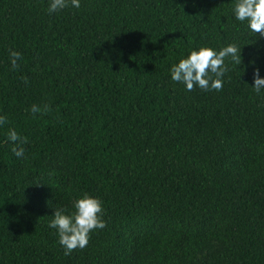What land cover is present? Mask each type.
Listing matches in <instances>:
<instances>
[{
  "label": "trees",
  "instance_id": "trees-1",
  "mask_svg": "<svg viewBox=\"0 0 264 264\" xmlns=\"http://www.w3.org/2000/svg\"><path fill=\"white\" fill-rule=\"evenodd\" d=\"M233 6L81 0L49 15L48 0H0V264H264V36ZM229 42L241 64L226 60L222 91L171 81L194 47ZM84 194L107 226L65 255L48 224Z\"/></svg>",
  "mask_w": 264,
  "mask_h": 264
},
{
  "label": "clouds",
  "instance_id": "clouds-1",
  "mask_svg": "<svg viewBox=\"0 0 264 264\" xmlns=\"http://www.w3.org/2000/svg\"><path fill=\"white\" fill-rule=\"evenodd\" d=\"M69 6L79 10L81 0H48L47 11L49 15H52ZM232 16L235 21L245 26V30L251 35L264 36V0H234ZM22 59V53L10 50L11 70L19 69ZM226 60L237 65L241 64V48L238 43L229 42L219 48L194 47L185 57L171 65L169 69L171 81L174 84L183 85L187 92H192L196 88L203 91L220 92L224 87V77L230 71ZM251 87L258 95L264 93V78L260 76L259 70L254 74V84ZM46 110L47 106L42 110L37 105H32L29 109L34 118ZM6 124H8L7 116L0 114V128ZM6 142L12 145L11 151L15 157H24V145L28 141L14 128L7 131ZM72 208L74 211L55 210L48 224L50 229L55 230L58 243L64 249L65 255H70L77 249H85L89 244L90 234L97 229L103 230L107 226L103 219V202L98 197L84 194L75 200Z\"/></svg>",
  "mask_w": 264,
  "mask_h": 264
}]
</instances>
